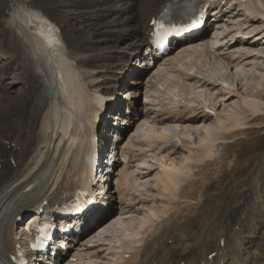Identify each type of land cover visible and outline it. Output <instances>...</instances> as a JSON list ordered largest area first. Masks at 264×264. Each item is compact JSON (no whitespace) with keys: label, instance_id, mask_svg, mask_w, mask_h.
<instances>
[{"label":"bare ground","instance_id":"6f19581e","mask_svg":"<svg viewBox=\"0 0 264 264\" xmlns=\"http://www.w3.org/2000/svg\"><path fill=\"white\" fill-rule=\"evenodd\" d=\"M138 1L141 0H72L71 14L75 16L65 28L48 16L40 0H0V18L7 24L9 37L8 40L0 37V208L25 189L29 200L13 212L23 208L30 211L40 203L54 205L77 197L78 191L88 186V166L83 159L90 161V149L96 144L101 152L104 143L114 147V154L128 157L123 166L108 175L104 198L102 192L87 194L83 213L67 219V223L81 233L70 236L69 243L64 241L57 247L60 254H63L61 247L68 249L60 264H144L143 257L154 245L156 233L168 224L173 211L175 216L191 206H200L207 187L205 180H201V187L197 191L192 189L196 182L191 178H197L194 168L215 159L218 145L227 136L246 129L248 113L255 115L264 111V100L258 96L262 90L264 92V73L255 68V64L241 65L243 59L252 56L250 52L257 51L254 47L262 40L259 34L264 31L263 0H237L242 12L224 7L234 0H218L211 10V15L216 17L228 14L222 25L225 29L243 31L245 23L237 19L240 15L255 30L262 29L252 35L244 33L251 41L229 40L217 46L226 36L207 38L203 31L195 38L178 43L172 53L156 58L151 67L149 58L144 56L146 49L139 51L154 27L150 22L164 8L169 11L183 2L203 6L205 1L142 0L149 8L143 19L136 9ZM179 18L174 16L169 22L174 23ZM227 45L232 52L225 71L233 67L234 75L241 76V82L245 85L252 82L259 89L257 96L241 97L237 87L225 81H220L222 86L215 92V81L210 77L205 82L193 78V74L204 75L207 59H220L223 55L220 52ZM137 58L149 67L144 84L155 88L154 95L167 82L169 84L170 79L175 80L176 86L166 88L169 107L159 110L158 105H153L152 109H146L143 103V109H133L131 99L122 101L116 96L123 88L127 89L128 98L136 94L137 86H131L127 79L140 81ZM238 59L241 62H237ZM90 60L96 66L90 65ZM261 65L264 70V61ZM9 75L11 80L6 82ZM48 87L55 91L51 99L44 97ZM213 95L221 107L236 99L222 109L220 105L215 109L213 104L207 105L209 100H206ZM127 105L131 109L129 114L123 112ZM156 107L158 109L153 110ZM113 110L121 113V121L105 119L104 113ZM127 123H135V126L121 143L106 135L110 132L118 137L126 128L123 124ZM95 138L97 143H94ZM141 144L149 150H142ZM110 158L112 160V155ZM258 183L257 179H251L253 192L246 202L247 213L260 206L256 198ZM130 189L138 193L137 198H128ZM114 195L122 212L92 232L87 241L83 240V243L88 242L83 245L87 248L80 252L77 249L83 243L77 245L78 239L110 211ZM35 220L31 214L24 224ZM252 225L251 231H254ZM22 226L20 224L19 228ZM237 227L222 234L223 243L214 248V259L208 260L207 250H201L188 261L179 259L176 264H247L255 254L249 251ZM12 229L11 223L9 245L14 248L18 238L13 236ZM93 244L96 245L93 247ZM160 245L158 250H164ZM110 253L113 256L108 257V262L105 257ZM154 254L152 261L158 256ZM165 256L162 254V259Z\"/></svg>","mask_w":264,"mask_h":264},{"label":"rangeland","instance_id":"374dc122","mask_svg":"<svg viewBox=\"0 0 264 264\" xmlns=\"http://www.w3.org/2000/svg\"><path fill=\"white\" fill-rule=\"evenodd\" d=\"M40 1L42 2V8L44 11H46L51 19L60 22L65 28H68L75 16L71 14V11H73L70 7L72 0ZM138 2L140 3L136 9L139 12L138 15L141 17V19H143L144 15L146 14L145 12H147L149 8H146L148 7L146 2L143 1V3L142 0ZM224 7L232 9L234 12H242L241 6L237 0L227 2ZM139 10H141V12ZM10 11L11 8H9V11L7 12L9 13ZM7 12L5 13L7 14ZM226 16H228V14L221 13L215 20L216 23L220 25L217 27V29L219 28L221 31H223L222 34H220L221 31L217 30V32H219L217 33V38L220 39L222 36H226V38L221 40L220 43L218 42L219 44H217V46L225 45L229 40H231L232 31L235 30V28L232 27H228L229 29L222 27ZM237 19L238 22L245 24L247 23V25H243V28L246 29V31L243 29L244 32H251L254 29V27L248 25L247 19L243 16L240 15ZM2 20L3 19L0 18V37L2 36L8 40L9 37H7V24L4 21L2 22ZM235 21L237 22V20ZM247 26H249V28ZM257 30L259 32V30L262 29ZM211 34L210 28H208L205 32V36H210ZM259 37L262 38V40L259 41V44L255 45L256 47H254L255 50L257 49V51H255L256 53L250 52L253 57L251 56L243 59L241 65L246 66L247 64H255V68L264 73L263 66L261 65L262 61H264V53H261L264 52V31L259 34ZM10 40V46L13 48L14 43L11 37ZM231 52L232 49H230L229 45H227L224 50L220 52V54H223L219 57L220 59H207L208 67H203L202 72L204 75L193 74V78H200L202 82H205V79L208 81V78L210 77L209 79L215 81V92L219 91L220 87L222 86L220 85V81H225L229 84L235 85L234 87H237L239 90V96L241 97L246 98L249 96H257V93L260 92L259 89L253 86L252 82L247 85H245L244 82H241V76L238 77V75H234L235 71L233 70V67H230L228 71H225V69L228 68V64H226V62L228 61V57L231 56ZM92 61L90 60L88 63L90 65L96 66V63ZM237 62H241V60L238 59ZM139 64H141V62H139ZM186 66L187 64L185 67ZM140 69L142 70V73L139 74V83L135 82L136 80H131L130 77L127 79V82H130L129 84L131 86H137L136 94H134V96L131 98L133 109H143V103L145 104L146 109H152L151 107L153 105H158V107H160L159 110L169 107L167 104L169 102V98H167L168 96L166 88L171 87L172 85L176 86L177 84L175 83V80L170 79L169 84L167 82V85L161 87L159 93L154 95L152 90L155 88L144 84V79L147 77L149 69L144 65H142ZM10 78L11 75L7 77L6 82H9L11 80ZM247 78L250 79L248 76ZM123 89H120L116 96L122 101H126L128 99H126L127 95L125 90L127 89ZM195 91H200V89H195ZM215 95H217V93ZM215 95H213L214 97L208 96L206 100H209L207 101V105L213 104V107L217 109L220 105V102L218 99H215ZM258 96L264 100L263 90ZM235 99L236 98L231 99L228 104H225L222 107L220 105V108L222 109L223 107L230 105L232 100L235 101ZM158 107L153 108V110H157ZM123 112H126L125 107H123ZM110 116L111 114H109L107 118L109 119ZM247 117L249 123L248 125L250 127L247 125L246 129L240 133L238 132V134L234 136H227L226 140L222 144L218 145L216 150L217 156L215 159L209 161L205 166L194 168L193 172L197 174V178H191V180L196 182V185L192 187V189L197 191L201 187V180H205L204 182L207 187L205 192L202 194L200 206H191L189 209L183 210L182 214L177 213L175 216V210L173 211V217L169 219L168 224L161 227V229L156 233L154 237V245L149 248L148 252L143 257L142 262L144 264H164V262L165 264H176L179 259L180 261H188L190 256L195 257L197 251L201 252V250H207L206 253L209 254L208 259H214L216 253L213 251H215V249L221 246L223 243L222 234L228 232L231 228H233V226H238L237 228L241 230V235L245 239V244L249 251L254 252L255 254L251 257L247 264H264V111L255 115L248 113ZM134 126L135 123L131 125L129 124L125 129H123L124 133L120 141H123L127 136H130ZM193 137L197 138V134L193 133ZM141 145H143L142 150H149L146 146H144L145 144ZM147 154L149 153H146V155ZM153 173H155V171ZM252 178L257 179L259 182L258 184H260V186H258L259 192L256 194V198H258L257 201L260 206H258L259 208L252 210L251 213H247L248 209L246 207V202L248 197L250 199V195L253 192V189L250 185ZM197 193L198 192H196V194ZM129 197L130 199L137 198L138 193L130 189L128 198ZM117 200L118 198L116 195H114L112 201L113 206L110 211L105 215V217H103V219L98 222L96 227H93L91 230L86 231L81 235L77 242L79 245L80 243H83L82 241L85 240L92 232L100 228L104 223H107V221L109 222L110 220L114 219V217L122 212V210L119 208L120 206H118ZM238 220L240 223H238ZM251 225L255 229L254 231H251ZM106 236L107 238H110L111 234ZM84 243L86 244L88 242ZM84 243L81 244L82 246L78 249L81 250L80 252H85L87 248L86 246L83 247ZM220 243L221 245H218ZM160 244H162V248H164V250H158L157 247ZM95 245L96 244H93V247ZM200 252H198V254ZM154 253H157L158 256L155 258V261H152V258L155 257ZM162 254H166L165 258L163 259ZM212 254L213 257L211 256Z\"/></svg>","mask_w":264,"mask_h":264},{"label":"water","instance_id":"95a60500","mask_svg":"<svg viewBox=\"0 0 264 264\" xmlns=\"http://www.w3.org/2000/svg\"><path fill=\"white\" fill-rule=\"evenodd\" d=\"M54 90L53 88L49 87L45 93L46 97L50 99L53 96Z\"/></svg>","mask_w":264,"mask_h":264}]
</instances>
